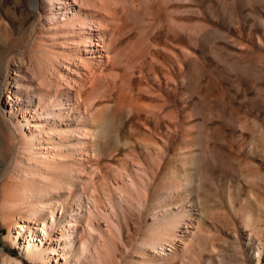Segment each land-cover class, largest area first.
<instances>
[{
	"label": "rangeland",
	"instance_id": "obj_1",
	"mask_svg": "<svg viewBox=\"0 0 264 264\" xmlns=\"http://www.w3.org/2000/svg\"><path fill=\"white\" fill-rule=\"evenodd\" d=\"M112 1L120 10L116 14L101 8ZM103 2L106 4H99L96 11L104 16L108 27L104 35L109 57L101 69L84 64L78 68L80 72L91 69L92 77L87 78L72 113L77 109L82 111L81 117L89 120L87 127L91 131L98 128V124L90 122L92 115H96L101 127L107 121V135L105 138L96 137L98 133L94 136L97 151L84 163L90 166L83 171L91 169L88 176L93 178L94 189L100 190L101 185L108 184L119 201L121 191L130 196L123 201L124 207H117L116 216H108L121 229L120 236L113 235L119 264H149L151 252L137 244L142 234L139 221L148 226L151 221L144 201L169 189L174 173L179 179L192 174L195 181L200 180L188 199L173 200L174 209L179 212L194 208L191 216L197 218V206L193 204L198 202L206 212L197 221L185 220L189 227L181 226L178 232L184 242L177 236L175 248L164 246L167 255L164 264H255L254 259L242 252L245 251L242 236L247 231L237 229L241 226L240 202H235L233 211L227 196H238L235 189L238 179L243 182L242 199L252 189L264 204V134L260 131L264 133V75L257 73L264 72V32L253 17L254 14L264 17V4L241 7L239 0ZM46 12L40 2L37 11L32 13L28 0H0V140L5 144L0 150V170L5 164L11 168L10 151L16 150L17 135L12 125L20 117L18 111L10 112L6 100L8 90L13 99L18 94L16 101L22 105L28 99L34 100L33 89L25 86L33 73L39 71L35 68L42 67L36 61L34 52L37 55V51L33 47L41 45L40 48L56 50L70 40L65 38L66 32L46 30L50 17ZM167 14L170 21H161ZM146 43L147 55L135 59L136 50ZM80 56L85 57L83 53ZM223 59L246 64V72L228 68ZM71 61L79 66L77 58ZM13 79L24 86L18 90L12 87ZM72 86L77 91L78 87ZM122 96H128L131 103L125 99L118 105ZM133 103L142 107L159 106L162 110L150 111ZM124 104H127L125 110ZM27 111L33 116L29 108ZM75 122L78 126L79 117ZM203 136L205 140L209 138L204 145L208 157L197 159L195 155L202 150ZM197 172H204L205 176L202 178ZM239 172L258 178L249 184L244 177H236ZM130 177L139 186L146 185L148 197L127 188ZM164 178L166 188H162ZM115 180L119 181V188L112 184ZM183 194H187L185 189ZM72 200L70 191L64 197L65 209L70 208ZM235 227L237 238L232 236ZM186 229L195 234L185 235L182 231ZM7 232L8 227L0 223V247L22 259L24 264H31L17 246L7 241ZM236 240L239 245L234 249Z\"/></svg>",
	"mask_w": 264,
	"mask_h": 264
},
{
	"label": "bare ground",
	"instance_id": "obj_2",
	"mask_svg": "<svg viewBox=\"0 0 264 264\" xmlns=\"http://www.w3.org/2000/svg\"><path fill=\"white\" fill-rule=\"evenodd\" d=\"M103 1L28 0L32 13L37 11L39 2L46 7V13L50 16L46 30L50 33V30L66 32L65 38H70L56 50L46 49L47 47L40 48L41 45L39 48L33 47L34 51L35 49L37 51V55L34 52L36 61L38 60L39 66L41 62L42 67L40 69L34 67L39 71L37 74L34 72L35 77L33 73V77L28 82L26 81L25 86L29 90L33 89L34 94L31 98L34 100L28 99L26 100L27 104L22 105L16 101L19 99L18 94L16 93L13 99L10 90L6 97L10 112L16 110L20 113V117L12 125L16 131L15 135H17L14 146L16 150L14 152L9 150L10 158H13L11 168L9 169L5 164L2 166L4 168L0 170V179L4 176L0 180V223L8 227L7 241L17 246L22 257L31 264H119L120 262L115 254L113 235L120 236L121 229L118 223L115 220L110 221L108 216L111 214L116 216L117 207H124L123 201L129 199L130 196L121 191L119 201L108 184L105 187L101 185L100 190L94 189L93 178L88 176L91 169L83 171L84 167L90 166V164L84 163L96 154V137L105 138L107 135V121L105 120L101 127L96 115H92L90 122L98 124V128L91 131L87 127L89 120L81 117L82 111L77 109L72 113V106L77 105L81 89L86 85L87 78L89 77L90 80L92 77L91 69L80 72L78 68L83 67L81 64H84L90 67L97 65L101 69L105 58L109 57L108 44L104 35V31L108 27L106 28V23H104V16L99 15L96 11L100 5L106 4ZM108 4L101 8H108V12L112 10V14L120 11L114 1ZM239 4L241 7L252 4L263 5L264 0H239ZM132 5L134 6V4ZM253 17L255 24L264 32V17L261 14H254ZM116 18L118 19V17ZM163 18L161 21H170V14ZM195 25L196 23L193 24L194 27ZM183 28L185 27L183 26ZM147 43L144 47L142 46V49L136 50L135 59L139 60L147 55ZM80 53L85 55L83 59L80 58ZM73 57L78 59L79 66L71 61ZM223 61L228 68L233 67L242 70L243 73L247 69L245 68L246 64L241 65L234 60L227 61V59H223ZM94 72L93 74H95ZM14 73L16 74V72ZM257 73L264 75L261 70H258ZM72 74L76 75L73 77ZM95 80L93 84L96 83ZM101 80L103 79L101 78ZM12 83H15L12 87L17 90L24 86L17 84L16 79H13ZM104 83L106 82L104 81ZM72 84L78 87L77 91H73ZM76 92H79L78 95L75 94ZM12 99L16 102L15 105ZM125 99L129 100L130 98L122 96L118 105H121ZM127 104H124V110ZM118 105L116 104V106ZM129 106L132 105L129 104ZM27 108L31 110L33 116L28 114L30 111H27ZM142 108L150 111L162 110L159 106ZM78 117L80 123L77 126L75 120ZM260 131L263 132L262 129ZM262 132L261 134H264ZM97 133L98 135H96ZM206 140L205 137L201 139L203 141L202 150L195 155L197 159L208 157L204 146ZM4 146L5 144L0 140V150ZM210 159L214 160V158ZM5 172H8L7 175ZM239 173L240 175L236 177H244V181L249 184L258 178L245 172ZM197 174L202 178L205 176L204 172H197ZM172 175L169 189L166 191L163 189L161 195L154 194L151 197H148L145 184L139 186L132 177L126 183L129 190L148 197L144 201V208L150 214L151 221L149 226L148 223L141 225L139 221L142 234L137 244L151 252L149 264L167 262L164 246L167 244L171 248H175L173 245L177 236L181 239V243L184 242V237L180 236L181 233L178 234L179 228L181 226L189 227L186 219L197 221L199 216L203 217L206 212V208L204 210L203 205L198 202L193 204V206H197L196 210L199 215L197 218L191 216L195 212H191V209L194 208L179 212L174 209L175 202L173 200L177 198V201L183 202L188 199L198 188L200 180L196 179L197 181H195L196 177H193L192 174H185L182 179H179L175 173ZM144 181L145 179H143ZM164 181L162 188H166L165 178ZM227 182L230 184L231 180ZM112 184L119 188L118 180L113 181ZM184 189L187 191L185 196ZM235 189L238 196L229 194L227 201L233 211L235 202L239 201L242 208L239 220L241 226L237 228L247 231L245 236H242L244 246L242 247L245 250L242 252L245 257L250 256V259H254L255 264H264V241L261 237L264 233V221H262L264 204L260 202L252 189L242 199L243 182L238 179L235 180ZM70 191L73 194V200L70 208L65 209L64 197ZM158 200L161 205L158 204ZM163 202H166L165 206H162ZM210 213L213 215L212 212ZM182 232H185V235L195 234L188 229ZM236 234L235 227L232 233L233 238H237ZM233 243H235L233 248H237L239 245L237 240ZM251 244H254V247ZM184 246L183 249H185ZM212 247L215 246L212 245ZM156 258L160 260L156 261ZM0 264L24 263L22 259L8 254L0 247Z\"/></svg>",
	"mask_w": 264,
	"mask_h": 264
}]
</instances>
